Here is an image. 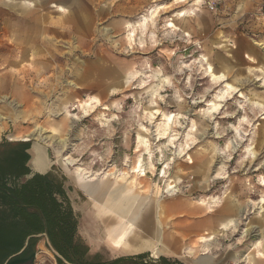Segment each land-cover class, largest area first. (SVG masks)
<instances>
[{
  "label": "rangeland",
  "instance_id": "rangeland-1",
  "mask_svg": "<svg viewBox=\"0 0 264 264\" xmlns=\"http://www.w3.org/2000/svg\"><path fill=\"white\" fill-rule=\"evenodd\" d=\"M6 2L0 0V141H30L31 149L33 141L23 139L36 127L54 134L29 139L52 149L48 172L64 179L89 261L129 255L113 253L94 234L93 202L80 190L88 178L78 168L101 182L106 173L117 183L134 182L160 209L163 200L178 199L206 204L202 215L218 218L227 198L240 209L230 217L237 228L217 226L205 246L216 241L210 249L217 255L219 248L234 250L232 264L264 257L259 0H40L35 11L44 37L31 49L14 44ZM168 185L176 187L168 192ZM203 235L190 239L196 255L182 249V257L147 259L194 264ZM60 258L41 234L32 264H69Z\"/></svg>",
  "mask_w": 264,
  "mask_h": 264
},
{
  "label": "trees",
  "instance_id": "trees-1",
  "mask_svg": "<svg viewBox=\"0 0 264 264\" xmlns=\"http://www.w3.org/2000/svg\"><path fill=\"white\" fill-rule=\"evenodd\" d=\"M30 147V141H0V264H32L41 234L69 264H181L148 254L89 261L64 179L33 172Z\"/></svg>",
  "mask_w": 264,
  "mask_h": 264
},
{
  "label": "crops",
  "instance_id": "crops-1",
  "mask_svg": "<svg viewBox=\"0 0 264 264\" xmlns=\"http://www.w3.org/2000/svg\"><path fill=\"white\" fill-rule=\"evenodd\" d=\"M8 1L5 4L9 8L12 33L14 38L16 37L13 40L14 44L28 49L35 48L37 42L44 37L43 18L42 16L38 17V12L35 11L36 3L40 0ZM0 124L4 125L3 123ZM2 126H0V129ZM104 185L110 188L109 184L104 183ZM81 191L93 202L98 231L101 233L97 236L113 253L126 255L149 253L152 257L175 254L182 257V252L179 250L185 249L186 253L196 255V250L194 251L190 246V239L194 234H207L199 239L200 248L202 246L205 248H202L204 252L197 257L194 264H232V261L237 260L239 257L238 253L229 248H219L220 253L218 255L216 250L211 251L210 248L216 245V241L210 240V244L205 246V237L211 235L217 226L220 228L225 219L224 216L219 214V208L216 213L218 218H208V214L202 215L204 211L202 208L206 209V204L194 206L190 203V205L184 206L181 205L178 199H176V202L175 199L171 201L163 200L160 203V212L163 216V227H166V230L163 228L161 234H154L153 230L144 225L138 230V234H130V229L128 230L127 226L122 225L119 217L117 218L111 212L106 213L99 200L91 198L84 190L81 189ZM153 226L154 224L151 222V228ZM254 264H264V257L262 256Z\"/></svg>",
  "mask_w": 264,
  "mask_h": 264
},
{
  "label": "bare ground",
  "instance_id": "bare-ground-1",
  "mask_svg": "<svg viewBox=\"0 0 264 264\" xmlns=\"http://www.w3.org/2000/svg\"><path fill=\"white\" fill-rule=\"evenodd\" d=\"M181 15H184V13H182ZM228 90H230L229 92L231 93L235 90V87L233 85L228 84L227 91ZM213 106H214L213 108L217 107V105L215 104H213ZM166 118L167 119H165V128L170 127V120H172L170 115L167 116ZM165 128L163 129L164 133H166ZM31 134L34 136H38L41 140H44V141H50L55 138L52 132L48 133V131L44 127H41V126L36 127L35 131H33ZM31 134H28V137L23 139V140L27 139V140L33 141L32 148L30 149V154H31L30 165L33 168V170L36 172H46L50 170L53 166L52 156L50 154V150L52 149L46 146L45 144H43L42 142H40L39 140H37V138L29 139ZM68 163L74 164V161L70 159ZM142 166L143 165H140V164L136 166V168L139 169L140 173L144 172V169ZM78 171L84 173L85 175L87 174V178H88L87 180L82 179L81 183H82V186L84 187L82 189H85V192L89 194L91 198L95 200H99V202H101V204L105 208L106 213L111 212L117 218L119 217L122 221L121 222L122 225L124 227L127 226L128 230L130 229L129 230L130 234H138L139 232L138 230L141 229L142 226L144 227V225H146V227H148L149 229L153 230L154 234L155 233L161 234L163 228L164 229L166 228V227H163V224H164V221L162 218L163 216H162V213L160 212L161 209L159 208L158 203H156L154 200H151V199L148 201L146 195L136 190L137 184H135L134 182L133 183L130 182V184H124L121 182L117 183L110 178L109 173H106L107 178L103 179L102 182H108L110 185V188H108L104 185V183L101 182L102 179H97L96 177L97 174L95 173L89 174V172H86L83 168H78ZM70 177L73 179L74 183L78 186L76 179L72 176ZM175 187L176 185L170 186L168 187L167 191L171 192L173 188ZM78 188L80 189L79 186ZM226 199L227 198H224V201H222L221 207H219L221 215L224 216L225 218L224 221L220 225V227L223 230L229 228L231 225H234L235 228H237L238 219H234V218L230 219V217L233 216L232 215L233 211L235 212V216H238L240 213V209L238 207H235L233 210L232 209L233 206L228 201H226ZM91 220L94 223L93 225L94 234L96 235L100 234L98 231L99 229H98V224L96 222L94 211L91 213ZM151 222H153L154 224L152 228H151Z\"/></svg>",
  "mask_w": 264,
  "mask_h": 264
},
{
  "label": "built area",
  "instance_id": "built-area-1",
  "mask_svg": "<svg viewBox=\"0 0 264 264\" xmlns=\"http://www.w3.org/2000/svg\"><path fill=\"white\" fill-rule=\"evenodd\" d=\"M257 13L264 17V0H259L258 6H257Z\"/></svg>",
  "mask_w": 264,
  "mask_h": 264
},
{
  "label": "water",
  "instance_id": "water-1",
  "mask_svg": "<svg viewBox=\"0 0 264 264\" xmlns=\"http://www.w3.org/2000/svg\"><path fill=\"white\" fill-rule=\"evenodd\" d=\"M31 160V159H30ZM48 171H46V172H39V173H47Z\"/></svg>",
  "mask_w": 264,
  "mask_h": 264
}]
</instances>
